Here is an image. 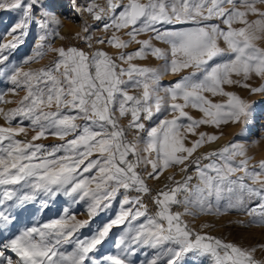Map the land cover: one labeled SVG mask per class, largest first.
I'll list each match as a JSON object with an SVG mask.
<instances>
[{"label": "snow or ice", "instance_id": "snow-or-ice-1", "mask_svg": "<svg viewBox=\"0 0 264 264\" xmlns=\"http://www.w3.org/2000/svg\"><path fill=\"white\" fill-rule=\"evenodd\" d=\"M72 2L75 6L76 0ZM0 10L19 14L8 33L11 39L0 43V77L14 85L9 89L13 94L17 89L25 91L15 102L17 107L0 108V118L8 124L0 126V236L15 222L13 210L41 194L46 198L63 194L74 203L87 198L91 218L109 208L123 190L115 218L91 237L73 238L89 221L68 216L64 208L65 214L58 219L0 239V264H132L129 257L136 255L138 246L162 249L148 264H159L165 257L167 264H181L189 253L209 257L212 264H264L254 257L257 247L264 249V245L244 249L201 234L184 219L235 211L248 217L247 224L238 222L242 226H264V159L250 165L242 142L190 159L198 148L218 139L216 134L197 132L201 125L219 129L239 123L243 132L254 115L253 104L225 86L239 85L251 94H264V84L246 83L253 75L264 80V48L256 44L264 39V0H106L105 7L91 2L78 9L94 21H103L101 31L111 35L96 37L94 42L120 50L115 56L102 48L86 52L53 47L48 41L64 37L58 31L59 18L46 9L44 0H0ZM249 16L257 18L249 20ZM32 24L44 34L23 64L42 60L49 53L55 58L36 70L6 65L9 56L4 52L21 44ZM91 27L85 20L75 35L89 49L93 48ZM142 35L147 38L138 39ZM154 41L167 47H157ZM221 41L226 47H221ZM131 44L139 48L124 52ZM149 54L163 64L153 68L132 63ZM189 69L179 80L162 85L165 74ZM129 88L139 90V95L129 94ZM206 93L226 100L213 102ZM0 101L10 102L4 101L3 93ZM187 108L202 116L194 118ZM162 110L171 118L147 127L145 122ZM16 117L30 121L35 133L31 141L48 135L61 141L72 138L51 150L22 141L17 137L26 135L27 129L11 126ZM123 118L128 119L126 127L119 123ZM188 134L198 136L190 146L185 143ZM60 152L63 155H57ZM201 160L210 162L201 166ZM193 164L195 177L186 175L180 181L168 177L174 186L165 185L167 190L157 192L158 210L149 216L141 198L150 193L146 179H159L174 166H182L180 171L187 173ZM142 166L151 170L142 175L138 171ZM194 178L197 183L192 184ZM132 190L141 195L129 197ZM174 205L183 211L173 212ZM47 207L48 199L42 200L41 210ZM140 217H146L145 221L134 223ZM120 225L126 228L115 243L116 254L90 255ZM67 244L74 247L61 251Z\"/></svg>", "mask_w": 264, "mask_h": 264}, {"label": "rangeland", "instance_id": "rangeland-1", "mask_svg": "<svg viewBox=\"0 0 264 264\" xmlns=\"http://www.w3.org/2000/svg\"><path fill=\"white\" fill-rule=\"evenodd\" d=\"M91 2H95L101 7L106 6V0H76L75 6L73 5L72 0H44L46 9L50 13H54L55 16L59 18L60 26L58 28V31L60 33V36L64 37L63 40L53 37L48 42L51 43L53 47H77L79 49H83L86 52H91L97 48H102L110 55L115 56L120 50L106 44L100 45L95 44L94 42L96 37L111 35V32L104 33L101 31V25L103 21H94L88 13L78 11V9L86 7ZM124 2L126 3L127 0H124ZM256 18L257 17L255 16H249V20H254ZM18 20L19 14L17 12L11 10H0V43H6L11 39V36L8 35V33L18 22ZM85 20L89 25L92 26L89 33V35L93 37L92 49L88 48L86 42L75 38L76 33L81 32V25ZM213 22L218 23V21ZM221 26L223 27V25ZM234 26L239 27L240 25ZM41 34H44V30H41L35 24H32L27 30V35L23 37V42L19 44L15 49H8L4 52V55L9 56V60L6 62V65L15 64L17 66H22L25 70H36L48 65L49 62L55 58V55L52 53L47 54L42 60H38L29 64H23L24 59L32 55L35 43L39 35ZM117 34L122 38L127 39L123 32ZM146 38L147 37L143 35L138 37V39ZM154 44L157 47H167L166 45H163L158 41H154ZM220 44L221 47H226L223 44V41H221ZM256 44L258 47L264 48V39L256 41ZM138 48L139 45L131 44L127 49H124L123 51L133 52ZM132 63L137 64L138 66L159 68L163 64V61L157 60L149 54L144 59L133 60ZM124 66L126 67V65ZM190 71V69L184 70L177 75H173L171 73L165 74L161 78V83L164 86H168L170 83L179 80L183 75H187ZM246 83L252 86H259L261 84H264V80H261L259 77H255L253 75L249 81H246ZM13 87L14 85L11 84L7 77H0V93H3L4 101H10L9 103L0 101V108H3L5 111L17 107V104L15 102L19 101L25 95V91L23 89H17L16 94H13L9 91V89ZM225 90L231 91L246 99L249 103L253 104L254 115L252 119L249 121L246 130L243 132L242 129H244V126L239 123H229L227 125H222L219 129L209 125H201L197 129V132L216 134L218 136V139L198 148L197 151L193 154V157L190 159L202 156L203 154L208 153L212 150H219L220 148L232 142H242L245 143L247 147V155L251 157L249 164L254 165L258 163L259 160L264 159V94H251L248 89H245L239 85L225 86ZM129 94L139 95V90L129 88ZM205 95L209 96V98L212 99L213 102H223L226 100L225 97L221 96L211 97L210 94L207 93ZM186 111H188L190 115L197 119L202 116V113L192 108H187ZM163 118H171L170 113L168 111L162 110V112L154 117L152 121H146V126L152 127L154 124L159 122V119ZM76 122L81 125L85 123L82 120H77ZM186 122L187 121H185V123ZM119 123L121 126L126 127L128 119L123 118L119 121ZM17 125L25 127L27 129V134H22L18 136L17 139H20L22 141H30L33 144H41L48 150H51L52 147L63 144L67 139L72 138L66 137L65 141H61L54 136L48 135L46 138H40L36 141H31V137L35 133L31 130L30 121L26 119L21 121L20 117H16L12 121L11 126L16 127ZM0 126H8L3 118H0ZM131 138L132 133L131 131H128V139ZM197 138L198 136L188 134L185 141L186 145L190 146V141ZM57 155H63V153L60 152L57 153ZM93 158H96L95 155L90 159ZM209 162V160H201L200 163L201 166H203L205 164H208ZM181 167L182 166H174L172 168L166 169L165 171L167 172H165L164 177L160 181H155L154 179H146V183L150 189V193L142 195L141 198L142 202L147 206V214L149 216H154L156 211L158 210L157 205L154 203V197L160 190H167L165 188V185H167L168 188H171L174 186L173 181H180L186 175L195 177L194 164L188 168L187 173L181 172ZM150 170V167L145 170L142 166L138 171H140L141 174L144 175L146 171ZM85 175L89 174L86 173ZM169 176L173 177V181H170L168 179ZM191 183H197L196 179L194 178ZM92 187H94V185H92ZM25 191H27V189H25ZM127 195L129 197L135 198L141 194L132 190L129 191ZM44 199H48V207L41 210V201ZM76 199H78V197ZM121 199H123V190H121V194L118 195V197L114 201H112L109 208L104 209L103 211H98L95 216L89 218L87 211L89 200L87 198H85V200L83 201H79L78 203H74L72 198L66 197L63 194H59L55 198H46L41 194L38 196V199L36 201L30 202L24 205L22 208L13 210V214L16 216V220L10 226V229L6 231L3 236H0V239L10 238L18 234L19 230L23 228L43 224L51 221L52 219H58L65 214L64 208H68V216L75 215L77 220L89 221V223L85 227L79 229L76 233H74L73 238L84 239L87 237H91L98 229L102 228L104 224L110 222L111 219L115 218L116 214L120 210ZM258 202L259 201H255L254 203ZM125 207H131V205H126ZM171 210L173 212L183 211V208L181 206L174 205L172 206ZM145 219L146 217H140L139 220L134 223H143ZM184 219L188 221L190 228L194 229L195 231L200 232L201 234L206 233L210 236L222 239L225 242L236 244L244 249H251L258 245H264V226H242L238 222L244 221L245 224H247L248 217L235 211L222 216L201 215L195 218L185 216ZM203 224H207L208 226L202 227ZM125 228L126 225L113 227L109 233V236L101 245L98 246V251L91 253L90 255L99 257L103 254L108 253L116 254L117 249L115 248V243L117 239L123 234ZM73 247L74 244L63 245L61 251H71ZM161 251V248L138 246L136 255L129 257V259L131 260L132 264H148V261L155 258L158 254L161 253ZM254 257L257 260L264 261V249H260L257 247V250L254 253ZM159 264H167V257L162 258L159 261ZM181 264H212V261L209 257H201L193 253H189L183 258Z\"/></svg>", "mask_w": 264, "mask_h": 264}, {"label": "bare ground", "instance_id": "bare-ground-1", "mask_svg": "<svg viewBox=\"0 0 264 264\" xmlns=\"http://www.w3.org/2000/svg\"><path fill=\"white\" fill-rule=\"evenodd\" d=\"M165 172H167V171H164V172L160 175L159 179H154V180H155V181H160V180L164 177Z\"/></svg>", "mask_w": 264, "mask_h": 264}]
</instances>
